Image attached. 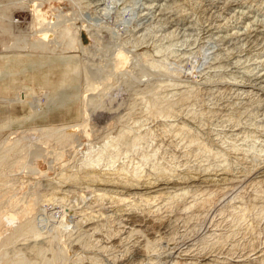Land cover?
I'll list each match as a JSON object with an SVG mask.
<instances>
[{"label": "rangeland", "instance_id": "1", "mask_svg": "<svg viewBox=\"0 0 264 264\" xmlns=\"http://www.w3.org/2000/svg\"><path fill=\"white\" fill-rule=\"evenodd\" d=\"M0 15V217L31 208L0 218V264H264V0H0ZM65 127V143L43 131ZM96 161L144 179L100 184ZM31 221L44 234L15 232Z\"/></svg>", "mask_w": 264, "mask_h": 264}, {"label": "bare ground", "instance_id": "2", "mask_svg": "<svg viewBox=\"0 0 264 264\" xmlns=\"http://www.w3.org/2000/svg\"><path fill=\"white\" fill-rule=\"evenodd\" d=\"M164 5V4H163ZM165 7V6H164ZM146 8V7H145ZM162 9V8H161ZM149 10V9H148ZM39 11V10H38ZM30 12V11H29ZM25 13H26V11L25 10H18V12L17 13H13V19H11L12 18V16H11V21H13V24H12V27H15V26H13L15 23L17 24V23H19L21 20L23 21L25 18ZM37 14H38V12H36ZM41 13V12H40ZM28 14V13H27ZM37 14H35L36 15V18H38L39 20H40V16L39 15H37ZM163 14V13H162ZM43 15V14H42ZM32 16H34V15H32ZM6 18H8L7 16H5ZM31 17V16H30ZM5 18V19H6ZM16 18H18V20H16V21H14ZM33 18H35V17H33ZM0 19H1V15H0ZM2 19H4V18H2ZM27 19V18H26ZM160 19V18H159ZM32 20V19H31ZM38 20V21H39ZM10 21V20H9ZM11 21L9 22L10 24H11ZM24 21H26V20H24ZM32 21H36V19H34V20H32ZM42 21H44V20H42ZM45 22H46V20H45ZM36 24H37V26H40V25H38V23L37 22H35ZM42 23V22H41ZM40 22H39V24H41ZM35 24V25H36ZM43 24V23H42ZM41 24V25H42ZM34 25V23L32 24V26ZM44 25H46V24H44ZM43 25V26H44ZM26 26V25H25ZM36 26V27H37ZM42 27V26H41ZM34 28H35V26H34ZM3 29L4 30H9L10 32H11V30H12V28H11V26L9 25V24H7V23H3ZM45 29V28H44ZM43 29V30H44ZM40 30V29H39ZM1 31V30H0ZM8 31V32H9ZM42 31V30H41ZM43 33H44V31H43ZM46 34H48V33H46ZM148 34V33H147ZM48 36V35H47ZM49 37V36H48ZM144 38H146V37H144ZM12 43V42H11ZM8 46V45H7ZM6 46V47H7ZM146 55V54H145ZM146 57H147V59H145V60H147L146 62L147 63H149L151 66H154V67H157V66H159V65H161V64H165V63H163L162 61L160 62V61H158V60H156V59H154V57H153V55L152 56H147L146 55ZM145 57V58H146ZM15 59H17V58H15ZM7 65V64H6ZM7 67V66H6ZM14 67V66H13ZM1 71V70H0ZM87 97V96H86ZM184 99V98H183ZM186 99V98H185ZM184 99V100H185ZM86 106V105H85ZM87 107V106H86ZM89 109V110H88ZM90 109L92 110V112L94 113V112H96V111H98L99 110V108H98V104H91L90 103V105H89V107L87 108V110L89 111V112H83L82 110L81 111H79V114L80 115H83V117L84 116H89V114L90 115H92V113H90ZM98 109V110H97ZM105 111V110H104ZM83 112V113H82ZM110 112V111H109ZM99 113V112H98ZM108 115V114H107ZM85 118V117H84ZM97 119V118H96ZM85 121V120H84ZM97 121V120H96ZM72 127V126H71ZM45 128V127H44ZM68 128V129H67ZM184 128V129H183ZM183 128H180V132L181 133H185V130L187 131V129L185 128V127H183ZM74 129V128H73ZM179 129V128H178ZM57 130H61V131H58V132H55V131H57ZM168 130V129H167ZM172 130V129H171ZM43 131L44 132H46V133H48L47 134V136L49 135V134H51L52 136H55L56 137V140L58 141V142H60V143H65L67 140H69L68 138H69V136H70V133L73 131H69V127H65V128H62V129H57V128H48V129H43ZM179 132V133H180ZM12 133V132H11ZM10 134V133H9ZM124 134V135H123ZM148 134H149V132H148ZM162 134H163V132H162ZM172 134V133H171ZM39 136V135H38ZM42 137H43V134L41 135ZM47 136H45L46 138H47ZM120 136L122 137L123 136V138L124 137H126L125 136V133L123 132V133H121L120 134ZM150 136V135H149ZM174 136V135H173ZM45 137H43L44 139H45ZM120 137V138H121ZM146 137H148V135H147V133L146 134H140V136H137V138L136 137H134V141L132 142V143H136L137 145H138V142H139V139L141 138V139H147ZM40 138V137H39ZM49 138V137H48ZM48 138H47V141H48ZM136 138V139H135ZM192 138V140H195L194 139V137H191ZM190 138V139H191ZM22 139V138H21ZM122 139V138H121ZM141 139H140V141H141ZM17 140V139H16ZM19 140L20 139H18V141H16V142H14L13 141V145H12V143H10L11 145H10V147L9 146H7L8 148H9V150H6V151H9V152H11V150L13 151H15V150H17V149H20V148H22L21 146L19 147V145H20V143L22 142H19ZM124 140V139H123ZM138 140V141H137ZM50 141V140H49ZM126 141V140H125ZM140 143V142H139ZM8 145H9V143H7ZM26 144V143H25ZM51 144V143H50ZM136 144H133V145H135L136 146ZM132 145V146H133ZM201 145H203V144H201ZM205 145V144H204ZM52 146V145H51ZM3 147V146H2ZM7 147H5V149H7ZM24 148H25V145L23 146ZM29 147V146H28ZM27 147V148H28ZM204 148V147H203ZM4 149V148H3ZM23 149V148H22ZM21 149V150H22ZM29 149H30V147H29ZM207 149V148H206ZM236 149V148H235ZM21 150H19L20 152H22ZM58 150V149H57ZM3 151V150H2ZM1 153V152H0ZM2 153H4V152H2ZM1 153V155L3 156L4 154H2ZM6 153V152H5ZM8 153V152H7ZM18 153V152H17ZM23 153V152H22ZM56 153V152H55ZM60 153V152H59ZM61 153H62V151H61ZM60 153V154H61ZM1 155H0V158H1ZM8 155H10V154H8ZM56 156V155H55ZM5 157V156H4ZM4 157H2L1 159H0V165H1V163H3V160H4ZM9 157V156H8ZM8 157H5V159L7 160V158ZM11 157V156H10ZM21 157H23V155L21 156ZM61 157V156H60ZM60 157H57V158H60ZM12 158V157H11ZM56 158V157H55ZM56 158V159H57ZM24 159V158H23ZM16 160H17V158H16ZM18 160H20V159H18ZM17 160V161H18ZM52 160V159H51ZM12 161H13V159H12ZM55 161V160H54ZM7 162V161H6ZM8 162H9V160H8ZM22 162H25L26 163V161H22ZM22 162L20 163V164H22ZM97 162V161H96ZM95 162V163H96ZM11 163V162H10ZM13 163H14V161H13ZM95 163H90V164H88V165H86L87 167H88V169H87V171L85 172V177H88V179H90V180H93V181H95V182H100V184L101 183H103V184H109V185H111V183L112 182H117L116 184H121V182H123V183H126L127 181V183H129V181L130 180H132V183L134 182L133 180H138L137 182H140L141 181V178L143 177L142 175H141V171H139V167H135V169H133V170H131L130 172L129 171H126L125 170V168H118L117 169V171H116V173H114L113 174V176H112V174H110V173H107L106 172V170H101V169H97V166H98V162H97V164H95ZM6 164V163H5ZM24 164V163H23ZM22 164V165H23ZM95 164V165H94ZM21 165V166H22ZM7 166V165H6ZM161 166V165H160ZM14 167V166H13ZM33 167V166H32ZM86 167V168H87ZM158 167V166H157ZM23 168H24V165H23ZM127 168V167H126ZM129 168V167H128ZM4 169V168H3ZM84 169V168H83ZM142 169V168H141ZM157 169V168H156ZM159 169H160V167H159ZM162 170H164V168H161ZM18 170V169H17ZM80 170V169H79ZM110 170V169H109ZM161 170V171H162ZM166 170V169H165ZM168 170V169H167ZM34 171V170H33ZM77 171V170H76ZM83 171V170H82ZM85 171V170H84ZM161 171H160V173H161ZM234 171V170H233ZM2 172H3V170H2ZM1 172V173H2ZM169 172L170 171H167V173L169 174ZM45 173V172H44ZM144 173V172H143ZM157 173V172H156ZM164 173H165V171H164ZM166 173V174H167ZM16 174V173H15ZM129 174V175H128ZM162 174H163V172H162ZM166 174H163V175H166ZM3 175V174H2ZM62 175V174H61ZM66 175H68V177H69V174H66ZM66 175L65 174H63V178H65L66 177ZM75 175H77V174H75ZM75 175L73 174V176H74V178H75V180H77L76 179V177L78 176H76L75 177ZM110 175V176H109ZM150 175V174H149ZM152 175V174H151ZM157 175V174H156ZM163 175H161V176H163ZM83 176V175H82ZM167 176V175H166ZM169 176V175H168ZM181 176V175H180ZM67 177V178H68ZM81 177V176H80ZM157 177V176H156ZM61 178V177H60ZM63 178H61L62 180H63V182H64V180H66L67 178H65V179H63ZM71 178H73L72 177V175H71ZM70 178V179H71ZM78 178V177H77ZM84 178V177H83ZM133 178V179H132ZM148 178V177H147ZM146 178V179H147ZM164 178V177H163ZM3 179V178H2ZM69 179V180H70ZM85 179V178H84ZM87 179V178H86ZM143 179H144V177H143ZM74 180V179H73ZM83 180V179H82ZM89 180V181H90ZM67 181V180H66ZM78 181V180H77ZM87 181V180H86ZM92 181V182H93ZM126 181V182H125ZM145 181V180H144ZM149 181V180H148ZM146 181L145 183H148V185H153L154 183H152L151 181ZM157 181H158V179H157ZM161 181V180H160ZM60 182V181H59ZM91 182V183H92ZM94 182V183H95ZM136 182V183H137ZM143 182V181H142ZM0 183H1V181H0ZM80 183V182H79ZM122 183V184H123ZM126 183V184H127ZM157 183V182H156ZM194 183V182H193ZM260 183V182H259ZM264 183V182H263ZM3 184V183H2ZM112 184H115V183H112ZM115 184V185H116ZM131 184V183H130ZM135 184V183H134ZM139 184V183H138ZM142 184V183H141ZM144 184V183H143ZM4 185H6V184H4ZM132 185V184H131ZM155 185V184H154ZM153 185V186H154ZM156 185H158V184H156ZM7 186V185H6ZM105 186V185H104ZM132 186H134V185H132ZM136 186V185H135ZM147 186V185H146ZM159 186V185H158ZM184 186V185H183ZM6 188V187H5ZM4 188V189H5ZM10 188H12V187H10ZM1 190H3L2 188H1ZM7 190H9V189H7ZM13 191H15L14 189H13ZM263 191V190H262ZM3 193V192H2ZM15 193V192H14ZM92 193V192H91ZM187 193V192H186ZM185 193V194H186ZM4 194V193H3ZM52 194V193H51ZM263 194V193H262ZM99 195V194H98ZM1 196V195H0ZM15 196V195H14ZM51 196V195H50ZM54 196V195H53ZM59 196V195H58ZM130 196V195H129ZM13 197V196H12ZM12 197H10V198H12ZM26 197V196H25ZM56 194H55V200H58V197H57V199H56ZM65 197V196H64ZM100 197V196H99ZM120 197V196H119ZM17 198V197H16ZM16 198H15V200H16ZM22 198V196L20 197V198H18V199H21ZM52 198L53 197H51V201H52ZM102 198H104V197H102ZM112 198V197H111ZM150 197H147V199H149ZM9 199V198H8ZM61 199V198H60ZM59 199V200H60ZM62 199H63V197H62ZM61 199V200H62ZM127 199V198H126ZM126 199H123V197H122V199H119V200H121V201H125ZM132 199V198H131ZM142 199V198H141ZM153 199V198H152ZM211 199V198H210ZM2 200V199H1ZM22 200V199H21ZM54 200V199H53ZM58 200V201H59ZM99 200V199H98ZM118 200V201H119ZM8 201V200H7ZM50 201V200H49ZM57 201V202H58ZM147 201V200H146ZM150 201V200H149ZM3 202V201H2ZM11 202V201H10ZM16 202H18V201H16ZM61 202V201H60ZM203 202H204V200H203ZM207 202V201H206ZM211 202V201H210ZM18 203H20V201L18 202ZM22 204L23 203H25L24 201L23 202H21ZM149 203V202H148ZM202 203V202H201ZM208 203V202H207ZM4 204V203H3ZM6 204V203H5ZM4 204V205H5ZM122 204V203H121ZM130 204V203H129ZM139 204V203H138ZM200 204V203H199ZM18 205H20V204H16V207H17V209H18ZM27 205H28V202H27ZM25 206V205H24ZM102 206V205H101ZM136 206V205H135ZM202 206H203V204H202ZM205 206V205H204ZM5 207V206H4ZM32 207V206H31ZM97 207V206H96ZM103 207V206H102ZM166 207V206H165ZM188 207H189V205H188ZM193 207V206H192ZM95 208V207H94ZM10 209V208H9ZM12 209V208H11ZM9 210V211H7V209H6V212H4L3 214H2V216L0 217L1 218V222L2 223H8V225L9 224H11V225H14V226H16L17 224V222H19L20 220H21V217H22V215L23 214H26V213H28V211L31 209L30 207L29 208H25V209H22V210H16L15 208H14V210ZM44 209V208H43ZM90 209V208H89ZM212 209V208H211ZM4 210V209H3ZM1 211V210H0ZM34 211V210H33ZM41 211V210H40ZM85 211V210H84ZM92 211V210H91ZM100 211V210H99ZM83 212V211H82ZM38 213V212H37ZM91 213V212H90ZM101 213V212H100ZM31 214V213H30ZM45 214V213H44ZM53 214V213H52ZM68 214V213H67ZM27 215V214H26ZM88 215V211H87V213L86 212H84V213H82V215H80L81 216V220H82V218H85L86 216ZM28 216V215H27ZM80 216H78V217H80ZM43 218V217H42ZM245 218V217H244ZM39 219H40V217H39ZM80 219V218H79ZM94 219V218H93ZM107 219V218H106ZM49 220V219H48ZM47 220V221H48ZM90 220V219H89ZM89 220H87V221H89ZM35 221V220H34ZM85 221V220H84ZM32 222V221H31ZM81 222V221H80ZM47 223V222H46ZM158 223V222H157ZM160 223V222H159ZM38 224V223H37ZM47 225V224H46ZM82 225V224H81ZM136 225V224H135ZM48 226V225H47ZM38 226L36 225V224H34V222H32V223H29V222H27V223H22V224H20V226L16 229V233H23V232H25V233H27V232H29V234L30 233H32V236H33V234H37V236L39 235V233H41V230H39L38 228H37ZM255 227V226H254ZM56 228V227H55ZM47 229V228H46ZM121 229V228H120ZM95 230V229H94ZM252 230V229H251ZM40 231V232H39ZM43 231V230H42ZM46 231V230H45ZM51 231V230H50ZM8 232V231H7ZM99 232V231H98ZM132 232V231H131ZM145 232V231H144ZM48 233V232H47ZM52 233V232H51ZM90 233V232H89ZM137 233V232H136ZM41 234H44V233H41ZM50 234V233H49ZM131 234V233H130ZM13 235V234H12ZM31 235V234H30ZM51 235V234H50ZM1 236V235H0ZM25 236V235H24ZM23 236V237H24ZM31 236V237H32ZM40 236V235H39ZM14 237V236H13ZM17 238H19V237H17ZM22 238V237H21ZM27 238H29V237H27ZM33 238H35V236L33 237ZM37 238V237H36ZM31 240V239H30ZM16 241H18V240H16ZM20 241V240H19ZM14 242V241H13ZM28 242V241H27ZM22 243V242H21ZM14 244V243H13ZM120 244V243H119ZM12 245V244H11ZM38 246V245H37ZM146 246H147V244H146ZM149 246V245H148ZM51 247V246H50ZM88 247V246H87ZM3 248H4V246H3ZM14 248V247H13ZM149 248H150V246H149ZM16 249V248H15ZM18 249V248H17ZM43 249V248H42ZM41 249V250H42ZM144 249V248H143ZM6 250V249H5ZM14 250V249H13ZM12 250V251H13ZM18 250H20V249H18ZM41 250L39 251L38 250V252H41ZM146 250V249H145ZM8 250H6V252H7ZM17 251V250H16ZM24 251V250H23ZM34 251H35V249H34ZM43 251V250H42ZM9 252V251H8ZM14 252V251H13ZM30 252V251H29ZM45 252V251H44ZM58 252V251H57ZM150 252V251H149ZM19 253V252H18ZM21 253V252H20ZM24 253V252H23ZM59 254H60V252H58ZM12 254V253H11ZM26 254V253H25ZM36 254V253H35ZM41 255H42V253H40ZM55 254H56V252H55ZM58 254V255H59ZM145 254V253H144ZM7 255H8V253H7ZM7 255H6V257H7ZM14 255V253L11 255V256H13ZM18 255V254H17ZM23 255V254H22ZM37 255V254H36ZM53 255V254H52ZM58 255H56V256H58ZM117 255V254H116ZM9 256V255H8ZM15 256V255H14ZM20 256V255H19ZM18 256V257H19ZM61 256V255H60ZM3 257H5V256H3ZM16 257V256H15ZM24 257H27L26 255H24ZM12 258V257H11ZM21 258V257H20ZM53 258V257H52ZM58 258V257H57ZM30 259V258H29ZM28 259V260H29ZM54 259V258H53ZM3 260V259H2ZM17 260V259H16ZM15 260V261H16ZM19 260V259H18ZM26 260V259H25ZM25 260H23V261H21L22 262V264H23V262L25 261ZM59 260H60V258H59ZM146 260V259H145ZM27 261V260H26ZM25 261V262H26ZM30 261V260H29ZM31 261H32V259H31ZM30 261V262H31ZM13 262V261H12ZM11 262V263H12ZM19 263V261H16V263ZM28 262V261H27ZM27 262H26V264H27ZM53 262H55V261H53ZM15 263V264H16ZM20 264V263H19Z\"/></svg>", "mask_w": 264, "mask_h": 264}]
</instances>
